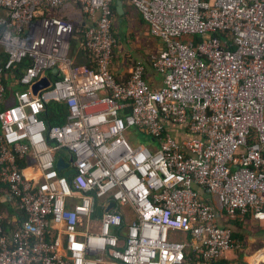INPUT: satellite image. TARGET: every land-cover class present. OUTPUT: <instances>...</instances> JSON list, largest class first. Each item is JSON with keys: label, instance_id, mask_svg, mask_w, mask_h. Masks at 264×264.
Instances as JSON below:
<instances>
[{"label": "built area", "instance_id": "2783aa9c", "mask_svg": "<svg viewBox=\"0 0 264 264\" xmlns=\"http://www.w3.org/2000/svg\"><path fill=\"white\" fill-rule=\"evenodd\" d=\"M126 1L162 43L158 89L141 64L123 84L110 72L114 0H0V102L8 77L18 85L0 110V183L18 215L0 213V264L217 262L232 231L201 191L264 223V0ZM75 32L88 65L70 58Z\"/></svg>", "mask_w": 264, "mask_h": 264}, {"label": "crops", "instance_id": "0c3cea01", "mask_svg": "<svg viewBox=\"0 0 264 264\" xmlns=\"http://www.w3.org/2000/svg\"><path fill=\"white\" fill-rule=\"evenodd\" d=\"M114 10L115 12L113 13V19L111 20V22L118 21L120 25L129 24L131 29H135L136 31H141V25H144V31L146 33L148 32L146 25L141 21L136 10L133 8V6L128 4L126 0H114ZM0 16H5L2 10H0ZM123 38L127 40V30ZM73 39L74 36L72 40ZM76 45H78L77 49L79 53L77 60L81 62V64L79 65H88V57L83 50L81 41L79 40L78 42H76ZM117 46L118 45L116 42V46L113 50L114 59L112 61L110 72L116 82L123 84L128 78L130 68L123 65V60L118 63L116 62L117 59H115V51ZM159 51L156 52L158 53ZM2 55L3 53L1 52L0 64L3 63ZM120 56L123 57L124 55H121L120 53ZM73 64L77 65L74 62ZM144 73L145 82L150 88L158 89L162 86L161 78L150 69V65L147 64V66L144 67ZM15 78L16 75L14 74V77H8V79L5 81V84L7 85V91L9 92H7L5 100L3 102H0V110L15 102L13 91L18 88V85L14 83ZM32 163L33 160L29 159L28 163L22 162L21 165L26 166L31 165ZM33 168L34 167L31 166L29 168H24V173L26 175H29L32 172ZM200 193L204 201H206L210 205H213V207L216 209L218 224L222 227H228L231 229L232 247L224 254L223 258L217 262H204L197 256L188 254L183 264H264V223L258 222L250 215H247L242 219L236 216L233 218L227 217L222 211L218 209L217 202L214 198L204 193L203 191H201ZM7 194V189L3 184L0 183L1 214L6 216L8 220H12L13 218H18V215L16 214L14 207L11 205V202H9ZM89 231H96V228L91 226L89 227ZM60 250L61 252H63L62 247ZM103 264L108 263L104 262Z\"/></svg>", "mask_w": 264, "mask_h": 264}, {"label": "rangeland", "instance_id": "374dc122", "mask_svg": "<svg viewBox=\"0 0 264 264\" xmlns=\"http://www.w3.org/2000/svg\"><path fill=\"white\" fill-rule=\"evenodd\" d=\"M111 33L113 38L116 39L117 48L115 51V59L117 63L123 60V65L125 67H133L134 64H141L143 67L150 65L152 57L157 53L156 51L161 50L162 43L161 41L152 38L148 32L144 31V25H141V31H136L131 29L129 24L120 25L118 21H112L111 24ZM127 30V40L123 38ZM126 36V35H125ZM76 39V40H75ZM81 39L80 35L75 32L74 39L78 42ZM114 39V40H115ZM78 45L74 47L73 55L72 50L70 54L72 55V62L76 63L78 58ZM124 55L123 57L120 56ZM114 54H112V61L114 59ZM133 134H127V140L134 145L147 146L150 144V138L146 135H140L136 131ZM134 136V137H133ZM184 235L179 234L178 241H183Z\"/></svg>", "mask_w": 264, "mask_h": 264}, {"label": "trees", "instance_id": "16d2710c", "mask_svg": "<svg viewBox=\"0 0 264 264\" xmlns=\"http://www.w3.org/2000/svg\"><path fill=\"white\" fill-rule=\"evenodd\" d=\"M114 12H115V10H114V7H113V13ZM70 45H71V50H72V55H73V51H74L73 48L76 46V41L72 40ZM72 55L70 54V58H72ZM4 60H5V57H4V55H2V62ZM76 64L79 65V64H81V62L79 60H77ZM22 67H25V66H22ZM20 72L21 71H19L18 73H20ZM62 111H63V109L60 106H57L55 104L49 105L48 106V112L46 113V116H45L47 124H49V125L60 124L62 122V118H60V116H57L56 113L57 112H62ZM0 213H1V210H0ZM4 225H6V221L4 222Z\"/></svg>", "mask_w": 264, "mask_h": 264}, {"label": "water", "instance_id": "95a60500", "mask_svg": "<svg viewBox=\"0 0 264 264\" xmlns=\"http://www.w3.org/2000/svg\"><path fill=\"white\" fill-rule=\"evenodd\" d=\"M52 73H56V70H52ZM49 84H50L49 78L48 77H43L38 82L32 84L31 90L35 94L39 89H42V88L48 86ZM55 167H56L57 171H60L61 169L66 167V164L61 159H57L56 163H55ZM69 172L70 171H67V172L63 173L64 176H67ZM112 206H113V204L110 203L108 205V208L112 207ZM106 211H107V208L105 209V212Z\"/></svg>", "mask_w": 264, "mask_h": 264}]
</instances>
